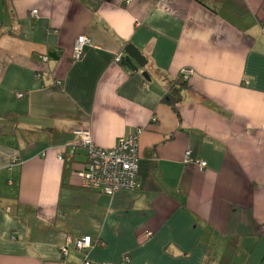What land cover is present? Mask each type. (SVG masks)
I'll use <instances>...</instances> for the list:
<instances>
[{"label": "crops", "instance_id": "obj_1", "mask_svg": "<svg viewBox=\"0 0 264 264\" xmlns=\"http://www.w3.org/2000/svg\"><path fill=\"white\" fill-rule=\"evenodd\" d=\"M263 124L264 0H0V264H264ZM138 128L137 189H85L74 133Z\"/></svg>", "mask_w": 264, "mask_h": 264}, {"label": "built area", "instance_id": "obj_2", "mask_svg": "<svg viewBox=\"0 0 264 264\" xmlns=\"http://www.w3.org/2000/svg\"><path fill=\"white\" fill-rule=\"evenodd\" d=\"M36 13V11L32 12L34 15ZM90 44L89 38L78 37L74 43L72 59L78 61L83 54L84 47ZM115 61L119 63L121 58L117 57ZM191 75L192 71L188 69H184L180 73V77L184 81ZM19 97H21L20 94ZM262 128L264 129V124ZM142 131L140 128L135 129L129 135L119 139L117 144L110 149H101L95 146L88 130L76 131L74 133L75 143L68 146L65 151L68 152L69 156H74L77 148H81L84 151L83 168L78 172L82 186L85 189L107 196H112L119 191L137 189L139 171L138 146ZM58 159H63V153L58 154ZM184 163H193L200 171L207 167L204 161L192 160L190 151L185 153ZM69 247L81 252L87 260L88 253L93 247V242L89 236H82L73 241L67 239L65 244L59 247V251L64 255ZM84 264H89V262L85 261Z\"/></svg>", "mask_w": 264, "mask_h": 264}, {"label": "water", "instance_id": "obj_3", "mask_svg": "<svg viewBox=\"0 0 264 264\" xmlns=\"http://www.w3.org/2000/svg\"><path fill=\"white\" fill-rule=\"evenodd\" d=\"M125 56L121 58V65L127 67L130 70L137 71L138 69H144L147 60L132 44L126 45L124 49ZM142 77L145 81L149 82L150 79L145 71L142 72ZM173 93H168V97H173Z\"/></svg>", "mask_w": 264, "mask_h": 264}, {"label": "trees", "instance_id": "obj_4", "mask_svg": "<svg viewBox=\"0 0 264 264\" xmlns=\"http://www.w3.org/2000/svg\"><path fill=\"white\" fill-rule=\"evenodd\" d=\"M177 83H179V85H181V86H184V80L181 78V77H179L178 79H177V81H176ZM170 91H172V93L174 92L175 93V89L173 88V87H171L170 88ZM166 103H168L171 107H172V109L173 110H175L176 111V108H175V104H174V102L172 101V100H170V98H166V100H164ZM77 150V149H76ZM68 154V153H67Z\"/></svg>", "mask_w": 264, "mask_h": 264}]
</instances>
